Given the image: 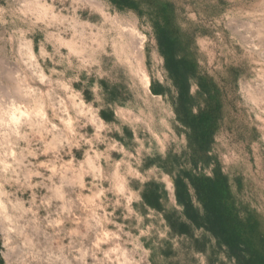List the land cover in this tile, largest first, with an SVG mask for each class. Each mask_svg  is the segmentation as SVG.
I'll return each instance as SVG.
<instances>
[{
	"label": "rangeland",
	"instance_id": "1",
	"mask_svg": "<svg viewBox=\"0 0 264 264\" xmlns=\"http://www.w3.org/2000/svg\"><path fill=\"white\" fill-rule=\"evenodd\" d=\"M131 24L144 36L148 85ZM260 28L264 0H0V58L14 69L1 84L19 78L17 104L44 105L47 117L0 135L10 169L0 173V264H237L204 230L171 232L165 212L183 217L175 180L185 172L227 178L264 252ZM162 32L186 64V106ZM202 113L212 136L201 148L187 123ZM149 184L165 212L145 205Z\"/></svg>",
	"mask_w": 264,
	"mask_h": 264
},
{
	"label": "trees",
	"instance_id": "2",
	"mask_svg": "<svg viewBox=\"0 0 264 264\" xmlns=\"http://www.w3.org/2000/svg\"><path fill=\"white\" fill-rule=\"evenodd\" d=\"M160 45L163 48L172 77L179 88V98L183 106L189 100V89L186 85V72L183 60L173 56V43L164 32L160 33ZM155 95L165 93L163 88L152 85ZM208 113L194 116L187 124L193 128L197 144L207 147L211 143L212 125ZM176 200L183 209V217L163 210L162 195L157 186L149 184V191L143 194L145 205L165 212V218L171 232L177 236H192L194 230H204L225 249L237 264H264V252L254 243L252 235L256 233L255 225L241 218L236 207L235 198L227 178L219 173L214 177L193 176L185 172L175 180ZM153 188V190H152ZM1 262H4L1 259Z\"/></svg>",
	"mask_w": 264,
	"mask_h": 264
},
{
	"label": "bare ground",
	"instance_id": "3",
	"mask_svg": "<svg viewBox=\"0 0 264 264\" xmlns=\"http://www.w3.org/2000/svg\"><path fill=\"white\" fill-rule=\"evenodd\" d=\"M259 31L263 32L264 30L262 28H260ZM262 32H260V33H262ZM125 33L131 38V41H130L131 46L130 47L133 49L132 53H133L134 59L137 62L138 71L142 73V75L144 77L143 81H145V83L148 85L149 84V78H148V75L146 74L145 67H144V62H145L144 61V36L141 33V31H139L138 27L135 24H131L128 28H126ZM28 52L32 53L31 49ZM4 64L5 63L0 58V75H2V74L5 75V73L6 72L9 73L10 70H11V72L14 71V69L8 70L9 67H7L6 70H4L3 69ZM2 69L6 72L4 73L2 71ZM16 70H15V72H16ZM1 72H2V74H1ZM11 72H10V74L12 75ZM15 72H13L14 75L16 74ZM0 77H1L0 79H2V76H0ZM9 79L10 78H8L6 80H9ZM11 79H13L10 82L11 85H8V87L11 86V88H10L11 90L9 89L10 91L8 89H7L8 91L6 89H4L7 87H6V85L4 87L3 86L4 84L0 81V100L2 97L1 95H4L5 92H7V95L10 98L9 99L10 106L6 105L7 109H5L6 108L5 105L3 106V104L0 103V135H2L3 137L25 135L24 134V128L26 126L27 127H29V126L35 127V123L37 121L38 122L39 121L45 122L47 120L46 113H45V110L43 108L44 105H40V107H38L34 111H29V110H26L17 104V98L19 100L23 99L24 95L22 93L23 91H22L20 84L17 82V79H19V78H14V77L12 78L11 77ZM19 82H21V81H19ZM29 89L31 90L32 87L29 86ZM2 100H4V99H2ZM36 119H39V120L36 121ZM9 170L10 169L8 167L7 162L5 160L1 159L0 160V173L1 174L7 173V172H9ZM4 208H5V205L0 202V214H3L7 219V218H9V215L5 214Z\"/></svg>",
	"mask_w": 264,
	"mask_h": 264
}]
</instances>
